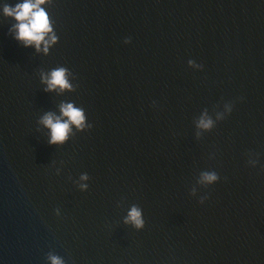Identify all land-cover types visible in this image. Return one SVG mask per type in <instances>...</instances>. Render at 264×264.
Wrapping results in <instances>:
<instances>
[{"label":"water","instance_id":"obj_1","mask_svg":"<svg viewBox=\"0 0 264 264\" xmlns=\"http://www.w3.org/2000/svg\"><path fill=\"white\" fill-rule=\"evenodd\" d=\"M0 264H264V0H0Z\"/></svg>","mask_w":264,"mask_h":264}]
</instances>
